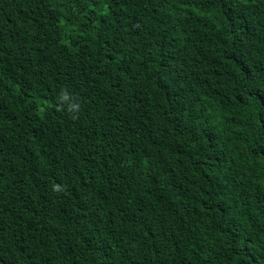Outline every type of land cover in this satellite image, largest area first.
Returning <instances> with one entry per match:
<instances>
[{"label": "trees", "instance_id": "trees-1", "mask_svg": "<svg viewBox=\"0 0 264 264\" xmlns=\"http://www.w3.org/2000/svg\"><path fill=\"white\" fill-rule=\"evenodd\" d=\"M0 264H264V0H0Z\"/></svg>", "mask_w": 264, "mask_h": 264}, {"label": "clouds", "instance_id": "clouds-1", "mask_svg": "<svg viewBox=\"0 0 264 264\" xmlns=\"http://www.w3.org/2000/svg\"><path fill=\"white\" fill-rule=\"evenodd\" d=\"M63 99H67V97H62ZM72 108H74L75 106L73 105V106H71ZM54 190H56L55 188H54Z\"/></svg>", "mask_w": 264, "mask_h": 264}]
</instances>
